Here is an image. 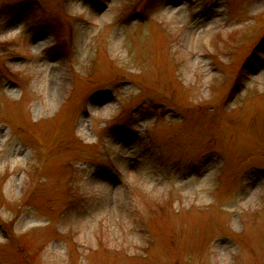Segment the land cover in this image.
Wrapping results in <instances>:
<instances>
[{"label": "rangeland", "instance_id": "374dc122", "mask_svg": "<svg viewBox=\"0 0 264 264\" xmlns=\"http://www.w3.org/2000/svg\"><path fill=\"white\" fill-rule=\"evenodd\" d=\"M0 264H264V0H0Z\"/></svg>", "mask_w": 264, "mask_h": 264}]
</instances>
